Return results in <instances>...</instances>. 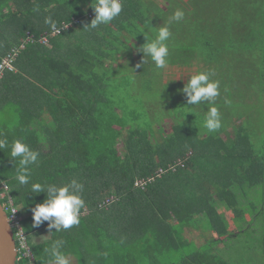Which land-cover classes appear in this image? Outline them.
<instances>
[{
    "label": "trees",
    "instance_id": "obj_1",
    "mask_svg": "<svg viewBox=\"0 0 264 264\" xmlns=\"http://www.w3.org/2000/svg\"><path fill=\"white\" fill-rule=\"evenodd\" d=\"M122 3L119 16L88 30L94 10L85 13L71 0H0V63L19 49L14 69L0 77V138L9 145L22 139L39 153L26 166L29 182L18 185L19 158L10 157V147L0 150V199L7 184L33 254L17 264H50L58 241L76 264H234L214 249L233 236L228 216L235 223L249 219V227L254 215L264 219V198L253 216L242 206L248 189L264 187V146L258 150L253 141L261 128L243 108L264 97V0H168L166 8L156 0ZM177 9L185 17L170 25L174 64L207 65L220 82L215 106L224 123L213 132L195 125L209 105L183 112L179 105L189 106L188 97L171 79L166 98L173 102L164 111L132 108L135 83L158 78L140 51L146 26L155 14ZM48 17L58 30L45 23ZM169 18L156 19L158 29ZM83 24L85 31L73 29ZM77 30V38L68 36ZM124 53L125 63L113 66ZM165 120L173 121L169 132ZM73 179L84 185L80 223L61 231L49 221L34 226L33 209ZM140 179L144 189L136 186ZM35 183L45 191L34 192ZM186 229H201L205 244L185 237Z\"/></svg>",
    "mask_w": 264,
    "mask_h": 264
},
{
    "label": "clouds",
    "instance_id": "obj_2",
    "mask_svg": "<svg viewBox=\"0 0 264 264\" xmlns=\"http://www.w3.org/2000/svg\"><path fill=\"white\" fill-rule=\"evenodd\" d=\"M91 7L94 10L95 18L92 19L88 27L95 29L101 24L110 23L114 18L119 16L122 12L123 3L122 0H92ZM184 17V10L177 9L169 18L168 23L156 31L153 39H149L148 34L144 33L148 42L140 51H142L146 57H150L157 68H164L167 62V57L169 55L168 41L171 37V23L173 21L179 22L183 20ZM45 23L49 24L52 29L58 30L57 24L52 21L51 17L46 18ZM146 27L152 30L151 25H147ZM183 91L188 97V105H199L201 102H206L209 105V109L205 113L203 121V125L207 131L213 132L220 129L221 113L218 107L215 106L216 98L220 95V82L212 79L211 73L201 71L191 76ZM6 147H10V157L19 158V169L15 174V180L18 185L27 184L30 177L28 175L29 169L26 166L37 161L39 153L34 151L27 143L23 142L22 139H15L9 145L6 137L0 138V150ZM73 185H75L76 190H72ZM83 189L84 185L82 183L76 184L74 179L70 184L63 187H53L49 191L47 199L33 209L34 226H39L44 221H49L50 226L55 227L57 231H61L70 229L72 226L79 224L81 210L85 204ZM32 190L36 193L45 191L40 183L33 184ZM1 203L3 202L1 201ZM14 240L16 246L15 236ZM63 247V241H58L51 246L50 264H69V258L62 251Z\"/></svg>",
    "mask_w": 264,
    "mask_h": 264
},
{
    "label": "rangeland",
    "instance_id": "obj_3",
    "mask_svg": "<svg viewBox=\"0 0 264 264\" xmlns=\"http://www.w3.org/2000/svg\"><path fill=\"white\" fill-rule=\"evenodd\" d=\"M144 1L148 2L150 0H144ZM156 1L159 2V4L163 6L164 8H166L168 5V0H156ZM91 3H92V0H71V5L81 6L85 13H86L85 10L92 9L90 8ZM207 7L211 11V1L207 5ZM171 15L172 13H166V12L155 14V16L152 18V21H153L152 30L155 29V31H158L159 26L154 22L156 19H157L156 20L157 23L160 24L165 20V19L162 20V17L163 18L171 17ZM75 28H80L81 31H85L84 24L73 27V29ZM87 29L89 30V27ZM79 32H80L79 30L70 32L68 36L70 37L73 34L74 37L77 38ZM152 32L154 33V31ZM152 32L150 30H145L144 33L148 34L149 39H153L155 35ZM145 42L147 43L148 40L146 39ZM115 46L121 47L124 49L129 48L128 42L126 41L125 42L117 41L115 42ZM168 46H169V51L171 49L172 50L169 52L165 67L157 68L155 65V72L156 71L158 72L157 74L158 78L152 79L151 76H147L145 81H137L135 83V86L132 87L133 90L129 91L131 92L130 94L131 98L136 102V104L132 106L134 110L142 112V111H145V109L152 108V111L157 112V113L164 111L163 106H165L167 102H168V105L171 104V102H173L171 99L168 100L166 98V95H167L166 94L167 93L166 92L167 91L166 80L167 79H171L179 83L178 86H179L180 92H178V94L182 96L183 86L186 83H188V81L190 80L188 77H191L192 75L197 74L201 71L208 72L206 71V69H208L207 65L205 66L204 64L202 67H200V66L194 65L191 62H182L178 60L174 64L175 58L172 55L177 51L175 50L176 45L172 41V44H168ZM124 54H125L124 56L119 57V59H117V61L113 63V66L117 67V64L125 63V61L127 60L126 59L127 53H124ZM182 56L184 57V54ZM169 60H171L172 62H170ZM172 64L174 66H172ZM161 70L164 71L162 75L163 80L161 79V76L159 74ZM168 75L171 76V78H169ZM127 84L128 83H125V85ZM124 87L125 89H128V87L126 86ZM180 108L183 109V112L196 110L194 105H189V106H184V107L182 106L180 107L179 105V109ZM188 108H191V109H188ZM243 108L247 114L251 113V117L253 121L255 122V124L260 125V126L258 125V127L261 128V131H258L257 134H259L260 136H263L264 135V97L261 99V101L257 103L256 106L255 105L254 107L245 106ZM175 118L178 121L180 117L175 116ZM231 118H235V117L232 116ZM47 119L50 120L51 118L47 117ZM183 119L184 118H181L179 121H184ZM203 121H204V117L201 120L196 121L195 125L196 126L203 125ZM221 122H222V118H221ZM223 123L224 122H222L221 124ZM243 123H246V118L243 120ZM172 124H173L172 120H165L164 125H165V130L167 132L171 131ZM260 136H255L253 140L258 150L259 149L261 150L262 146H264L262 142V138ZM118 149H119V153H121L122 143L118 144ZM136 182L138 183L142 181L140 179V180H137ZM263 198H264V187L263 186L259 187L258 189H255V188L251 190L248 189V192L244 195L243 200H242L243 209L245 210V212H247V214H251L253 216L261 208L260 205L262 206L263 204L262 203ZM106 202L109 203L110 199H108ZM228 217L230 220V224L232 223L230 233L233 232V236H231L228 241L221 243L219 245H215L214 246L215 253L227 260H232L234 264H264V236H263L264 235V219L262 218V216H260L259 214H256L253 216L254 225L252 227H249V223H247L249 222V219L246 223H237V222L235 223L230 216ZM200 228H202V226ZM239 229L240 230L249 229V230H247L246 232L242 234H239V236L235 235L236 232L239 231ZM201 234H202L201 229H198V230L186 229L185 237L189 239H195L198 241L199 244H202L206 241V239H204ZM209 240L210 239H208L207 242ZM198 246L200 247V245ZM68 258H69V264L77 263L74 257H68Z\"/></svg>",
    "mask_w": 264,
    "mask_h": 264
},
{
    "label": "built area",
    "instance_id": "obj_4",
    "mask_svg": "<svg viewBox=\"0 0 264 264\" xmlns=\"http://www.w3.org/2000/svg\"><path fill=\"white\" fill-rule=\"evenodd\" d=\"M32 36H28L26 41H30ZM24 45H21V48H23ZM20 48V49H21ZM19 53V49L15 48L12 50L11 53H9L7 56H5L1 63H0V77L4 73L6 69H14V60L16 59L17 55ZM162 171V170H161ZM163 172V171H162ZM142 182H136V186H139L141 188H144L146 185V182L144 180H141ZM4 190L2 191V199H3V207L7 211L11 226L14 231V236L16 239V250L18 255V260L21 258H30L33 259V254L31 252V249L29 247L28 243V235L24 229V226L22 224V217L19 213V208L15 205L13 197L9 194V187L7 184H3L2 187Z\"/></svg>",
    "mask_w": 264,
    "mask_h": 264
},
{
    "label": "water",
    "instance_id": "obj_5",
    "mask_svg": "<svg viewBox=\"0 0 264 264\" xmlns=\"http://www.w3.org/2000/svg\"><path fill=\"white\" fill-rule=\"evenodd\" d=\"M0 264H17L13 229L0 200Z\"/></svg>",
    "mask_w": 264,
    "mask_h": 264
}]
</instances>
